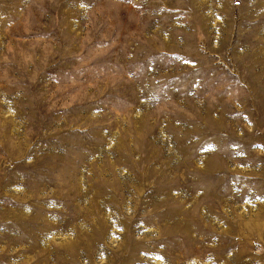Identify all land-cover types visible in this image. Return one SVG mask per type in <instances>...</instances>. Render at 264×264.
I'll return each mask as SVG.
<instances>
[{
  "label": "rangeland",
  "instance_id": "374dc122",
  "mask_svg": "<svg viewBox=\"0 0 264 264\" xmlns=\"http://www.w3.org/2000/svg\"><path fill=\"white\" fill-rule=\"evenodd\" d=\"M0 264H264V0H0Z\"/></svg>",
  "mask_w": 264,
  "mask_h": 264
}]
</instances>
